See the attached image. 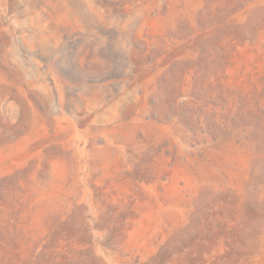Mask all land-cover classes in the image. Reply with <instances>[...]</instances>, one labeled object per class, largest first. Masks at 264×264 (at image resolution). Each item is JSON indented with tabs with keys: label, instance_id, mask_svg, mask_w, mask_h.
Masks as SVG:
<instances>
[{
	"label": "rangeland",
	"instance_id": "374dc122",
	"mask_svg": "<svg viewBox=\"0 0 264 264\" xmlns=\"http://www.w3.org/2000/svg\"><path fill=\"white\" fill-rule=\"evenodd\" d=\"M0 264H264V0H0Z\"/></svg>",
	"mask_w": 264,
	"mask_h": 264
}]
</instances>
